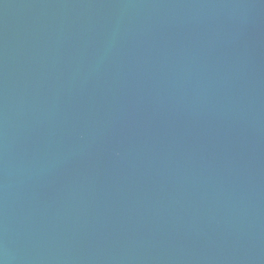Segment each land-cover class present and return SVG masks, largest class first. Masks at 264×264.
I'll return each instance as SVG.
<instances>
[{
    "label": "water",
    "instance_id": "1",
    "mask_svg": "<svg viewBox=\"0 0 264 264\" xmlns=\"http://www.w3.org/2000/svg\"><path fill=\"white\" fill-rule=\"evenodd\" d=\"M0 264H264V0H0Z\"/></svg>",
    "mask_w": 264,
    "mask_h": 264
}]
</instances>
